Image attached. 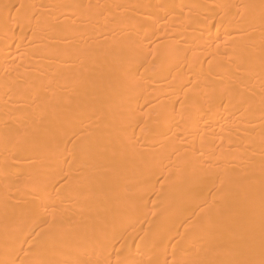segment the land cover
Instances as JSON below:
<instances>
[{"label":"bare ground","instance_id":"obj_1","mask_svg":"<svg viewBox=\"0 0 264 264\" xmlns=\"http://www.w3.org/2000/svg\"><path fill=\"white\" fill-rule=\"evenodd\" d=\"M0 264H264V0H0Z\"/></svg>","mask_w":264,"mask_h":264}]
</instances>
